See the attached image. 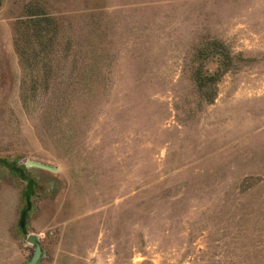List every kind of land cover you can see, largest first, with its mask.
I'll use <instances>...</instances> for the list:
<instances>
[{
  "label": "rangeland",
  "instance_id": "rangeland-1",
  "mask_svg": "<svg viewBox=\"0 0 264 264\" xmlns=\"http://www.w3.org/2000/svg\"><path fill=\"white\" fill-rule=\"evenodd\" d=\"M29 234L37 264H264V0H0V264Z\"/></svg>",
  "mask_w": 264,
  "mask_h": 264
},
{
  "label": "water",
  "instance_id": "water-1",
  "mask_svg": "<svg viewBox=\"0 0 264 264\" xmlns=\"http://www.w3.org/2000/svg\"><path fill=\"white\" fill-rule=\"evenodd\" d=\"M25 165L30 166V167H36V168L52 171V172H56L58 170V168L55 166H52V165L44 163V162L32 160V159H27L25 161ZM22 177L24 179H26L27 184H26V190L23 193V196L25 198V205L20 210L19 219H18V226H19L21 232L26 234L27 233L26 220L28 217V212L32 206V203L30 200V196L32 194V179H30L29 177H25L23 175H22ZM27 240L29 243H31L34 246V250H33V253L30 256L29 260L27 262H25L24 264H37V262L39 261V259L41 257V254H42L41 245H40V243L37 239V236L35 234H29L27 236Z\"/></svg>",
  "mask_w": 264,
  "mask_h": 264
},
{
  "label": "trees",
  "instance_id": "trees-1",
  "mask_svg": "<svg viewBox=\"0 0 264 264\" xmlns=\"http://www.w3.org/2000/svg\"><path fill=\"white\" fill-rule=\"evenodd\" d=\"M205 46L199 47L198 50L196 51L197 56L199 57L201 54L204 53V51H212L215 50L214 53H217V62L218 68L216 72H214L212 75L208 74L207 76H204V64L200 62L197 64V66L193 67L192 69V80L194 82V85L199 89L202 90L206 85L209 83L212 84L214 83L215 76L222 73L224 70L228 68V66L231 64L232 56L229 54V52L225 49V47H219L220 45L219 42L216 41H209L207 43H204ZM217 44V46L215 45ZM197 57V58H198ZM216 58V59H217ZM214 98V95H211L208 102L212 101Z\"/></svg>",
  "mask_w": 264,
  "mask_h": 264
},
{
  "label": "flooded vegetation",
  "instance_id": "flooded-vegetation-1",
  "mask_svg": "<svg viewBox=\"0 0 264 264\" xmlns=\"http://www.w3.org/2000/svg\"><path fill=\"white\" fill-rule=\"evenodd\" d=\"M12 166H13V170L17 169V171L19 172L18 174L21 176V178H22V175H23L25 177H29L30 179H32V194L30 196V200H31V203H32V195H33V193L35 191V181H34V179L31 176L26 174V171H25L24 167L18 166L17 164H13ZM22 179L27 183L26 179H24V178H22ZM31 208H32V206H31Z\"/></svg>",
  "mask_w": 264,
  "mask_h": 264
}]
</instances>
